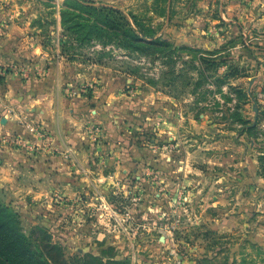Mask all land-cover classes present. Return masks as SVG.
Segmentation results:
<instances>
[{"label": "rangeland", "instance_id": "obj_1", "mask_svg": "<svg viewBox=\"0 0 264 264\" xmlns=\"http://www.w3.org/2000/svg\"><path fill=\"white\" fill-rule=\"evenodd\" d=\"M86 1L167 45L84 43L66 0H0V205L23 262L264 264V0Z\"/></svg>", "mask_w": 264, "mask_h": 264}, {"label": "trees", "instance_id": "obj_2", "mask_svg": "<svg viewBox=\"0 0 264 264\" xmlns=\"http://www.w3.org/2000/svg\"><path fill=\"white\" fill-rule=\"evenodd\" d=\"M64 8L68 11L62 13L61 24L65 31L78 30L74 32L76 35L84 30L86 36H80L81 42L88 43L97 38L104 45L113 42L141 55L146 52L159 53L161 47L167 45L166 41L147 37L142 31H134L124 14L114 8L96 7L94 2L86 0H66ZM69 10L78 14L69 13ZM131 19L135 25V18L132 16ZM235 93L242 100L246 99L242 91L235 89ZM246 124L249 131L254 130L249 122ZM260 160L264 163V154ZM25 249L26 238L19 230L16 215L0 205V264H26L20 254L21 251L26 252Z\"/></svg>", "mask_w": 264, "mask_h": 264}]
</instances>
